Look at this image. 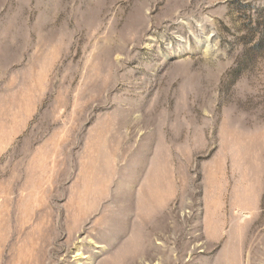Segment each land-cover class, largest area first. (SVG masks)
Here are the masks:
<instances>
[{
  "label": "rangeland",
  "instance_id": "1",
  "mask_svg": "<svg viewBox=\"0 0 264 264\" xmlns=\"http://www.w3.org/2000/svg\"><path fill=\"white\" fill-rule=\"evenodd\" d=\"M0 264H264V0H0Z\"/></svg>",
  "mask_w": 264,
  "mask_h": 264
},
{
  "label": "bare ground",
  "instance_id": "2",
  "mask_svg": "<svg viewBox=\"0 0 264 264\" xmlns=\"http://www.w3.org/2000/svg\"><path fill=\"white\" fill-rule=\"evenodd\" d=\"M80 238V237H79ZM80 247V246H79Z\"/></svg>",
  "mask_w": 264,
  "mask_h": 264
}]
</instances>
